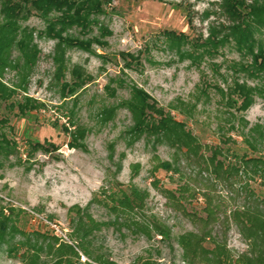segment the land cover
I'll return each instance as SVG.
<instances>
[{
	"label": "rangeland",
	"instance_id": "1",
	"mask_svg": "<svg viewBox=\"0 0 264 264\" xmlns=\"http://www.w3.org/2000/svg\"><path fill=\"white\" fill-rule=\"evenodd\" d=\"M219 4L220 0H109L103 5L106 13L99 16V21L111 34L103 37V44H93L88 52L65 49L66 69L60 79L55 78L52 60L55 40L35 38L41 52L28 72L24 88L43 106L25 117L15 115V109H2L7 122L0 127L17 142L12 155L0 158V204L21 210L19 225L27 231L50 233L45 221L49 220L69 235L71 209L77 207H88L97 221H111L115 215L105 196L135 186L148 193L138 215L165 225L169 237L164 239L153 231L148 238L125 226L109 224L96 232L95 246L115 264H134L139 258H151L157 264H188L176 238L198 230L188 212L195 206L202 213L203 199L198 194L192 202L181 200L183 212L169 203L161 190L183 183L191 188L197 186L201 178L198 168L182 161L183 178L157 168L160 160L173 159L174 149L146 135H131L133 119L123 102L134 86L158 106L170 109L172 116L185 122L203 144L219 142L220 125L225 134L241 141L237 132L227 130L230 121L236 123L237 118L229 116L228 107L214 87L208 90L210 97H202L187 114L179 111L183 103L193 102L202 79L225 89L223 80L229 82L233 76L228 68L231 61L239 59L238 53L226 46L193 61L176 53L167 37L174 32L192 39L200 35L205 38L211 26L224 22ZM24 24L37 30L44 28V22L35 15ZM97 33L95 26L92 34ZM183 47L191 49L186 44ZM74 68H80L87 79L72 94L63 95L61 84L73 80ZM2 80L10 85L20 82L13 69H6ZM231 112L237 117L242 115L249 126L264 124V101L259 97L243 114L234 109ZM70 121L84 127V138L74 141L79 143L77 147L68 144L72 140L64 126ZM34 140L43 146L31 151L29 142ZM214 192L223 199L225 208L233 206L229 190L218 185ZM212 230L214 235L225 233L234 256L247 248L233 223H217ZM19 239L21 236L16 235L13 241L0 243V264H23L17 255L23 250L17 243ZM14 244L19 248L17 252L10 251Z\"/></svg>",
	"mask_w": 264,
	"mask_h": 264
},
{
	"label": "trees",
	"instance_id": "2",
	"mask_svg": "<svg viewBox=\"0 0 264 264\" xmlns=\"http://www.w3.org/2000/svg\"><path fill=\"white\" fill-rule=\"evenodd\" d=\"M107 2L109 0H0V127L7 122L2 109H15V115L25 117L29 111L43 106L24 88L28 72L35 67L41 52L35 38L55 40L52 60L55 78L60 79L66 69L65 49L77 48L88 52L93 44H103V37L111 34L99 21V16L106 13L103 5ZM219 10L224 22L211 26L205 38L200 35L192 39L184 33L174 32H169L167 37L176 48V53L193 61L208 57L226 46L238 53L239 59L231 61L228 68L233 76L229 82L225 78L223 80L225 89L202 79L193 102L189 105L183 103L179 111L187 114L202 97L208 99V90L214 87L223 105L228 107L229 116L237 118L236 123L227 118L231 122L227 130L237 132L240 142L225 134L220 125L219 142L203 144L185 122L172 116L170 109L158 106L146 92L134 86L123 104L132 115L131 135H146L174 149L173 159L160 160L157 168L178 174L181 178L184 177L182 161L198 168L201 178L197 186L191 188L183 183L177 188L161 190L167 201L183 212L181 200L192 202L197 200L198 194L203 199L202 213L195 206L188 212L198 224V230L181 233L176 238L184 260L188 264H264V124L249 126L242 115L237 117L231 112L234 109L235 113L243 114L256 97L264 101V0H220ZM32 15L44 22L43 29L37 30L24 24ZM95 26L98 33L92 34ZM185 44L191 49H185ZM6 69L16 71L19 85H10L2 80ZM71 74L73 80L61 84L63 95L72 94L87 79L80 68L72 69ZM64 129L72 140L68 144L79 146L74 141L84 138V127L70 121ZM16 143L0 128V158L12 155ZM42 146L38 140L29 142L31 151ZM218 185L233 194L234 204L230 209L225 208L223 199L215 195L214 187ZM119 192L105 196L109 198V209L115 215L111 221L95 220L88 207L71 209V232L67 235L70 242L59 238L51 230L50 233L27 231L18 224L22 218L21 210L7 209L0 204V243H9L20 235L17 243L23 250L17 255L23 264H85L80 261V253L102 264H115L94 244L95 234L103 226H125L148 238L153 231L164 239L169 237L170 232L165 225L138 215V210L144 207L146 191L132 186L128 191L120 189ZM217 223H233L247 248L234 256L227 246L225 233L214 235L212 229ZM15 245L10 251L19 250ZM134 264L157 263L151 258H139Z\"/></svg>",
	"mask_w": 264,
	"mask_h": 264
},
{
	"label": "built area",
	"instance_id": "3",
	"mask_svg": "<svg viewBox=\"0 0 264 264\" xmlns=\"http://www.w3.org/2000/svg\"><path fill=\"white\" fill-rule=\"evenodd\" d=\"M32 214L36 215L35 213L32 212ZM37 216V215H36ZM46 221V225L48 226V228H50V230L56 235L58 236L59 238L65 240V241H69L68 239V236L67 234L65 233L66 230H61L58 225L54 222H50L49 220H45ZM80 261L82 263H85V264H102V263H99L97 261H93L91 259H89L88 257H86L85 255H83L82 253H80Z\"/></svg>",
	"mask_w": 264,
	"mask_h": 264
}]
</instances>
